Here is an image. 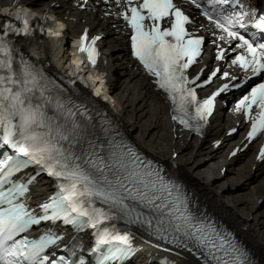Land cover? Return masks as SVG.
Returning <instances> with one entry per match:
<instances>
[{"label":"snow or ice","instance_id":"1","mask_svg":"<svg viewBox=\"0 0 264 264\" xmlns=\"http://www.w3.org/2000/svg\"><path fill=\"white\" fill-rule=\"evenodd\" d=\"M228 2L211 0L215 17L207 9L203 15L226 33L219 37L221 41L236 40V47L243 50L232 63L239 64L245 72L264 74V43L241 35L239 29L246 27L245 16L224 14L223 6ZM187 3L201 8L199 0H187ZM126 8L122 15L132 29L134 55L167 94L173 120L185 128H192V121H206L216 96L228 85L202 103L197 100L195 88L189 87L195 80L189 79L186 70L197 62L204 43L203 37L196 36L187 27L192 24L189 15L174 0H126ZM161 21L170 26L162 29ZM21 24L22 27L11 24L8 27H14L16 35H28V21L24 19ZM8 27L0 35V149H11L14 155L0 152V185L8 184L14 173L31 165L38 166L37 174L43 171L65 183L59 184V192L51 197L50 203L42 205L44 215L39 219L22 204L15 203L16 197L26 191L24 184L13 183L8 192L0 190V203L7 205L0 211V264H49L43 253L58 236L46 233L35 241L16 239L40 220L62 218L73 225L90 223L96 227L101 220L121 217L145 226L150 235L171 239L179 247L191 250L189 245H194L205 253L204 264H253L238 242L218 231L215 224L194 215L191 202L180 186L168 180L159 167L143 160L131 145L114 137L106 141V148L94 144L88 138L89 124L76 118L79 113L85 121L92 120L86 105L64 99L60 94L62 89L22 57L17 66L15 50L7 38ZM255 27L264 32V19ZM99 39L95 37L88 45L87 34L82 37L80 51L87 54L93 66ZM34 99L38 102L34 103ZM253 105L259 109L255 117L251 115ZM238 107L252 120L248 139L264 133V83L252 88ZM196 130L199 131V125ZM97 147L105 154L97 152ZM259 158L264 160V149ZM97 199L108 206L107 211L84 206L93 205ZM129 200L155 211V223L151 218H142L140 213L133 215ZM82 217H87V221ZM123 243L127 244V240ZM124 251L126 254L127 249Z\"/></svg>","mask_w":264,"mask_h":264},{"label":"bare ground","instance_id":"2","mask_svg":"<svg viewBox=\"0 0 264 264\" xmlns=\"http://www.w3.org/2000/svg\"><path fill=\"white\" fill-rule=\"evenodd\" d=\"M11 1L0 0V6H8ZM53 1L57 0H23V5L26 9L39 12ZM58 3L66 4L64 1ZM51 14L60 15L62 25L67 28L78 29L88 24L107 34V38L101 43L106 60L97 79L101 83L98 84L97 91L88 93L86 89H82V93L103 106L144 152L163 161L172 159L178 153L175 165L184 180L264 260V163L253 171L255 162L251 153L252 146L235 160H227L230 149L237 146L243 137L235 135L230 139L223 138L224 130L233 124L229 116L220 111L215 115L214 126L204 139H190L186 133L173 126L169 106L155 91L150 80L138 70L128 69L127 44L121 37L122 33L110 27L109 22L113 19L91 11L80 13L76 23L63 21V17L78 14L64 5L59 10L52 9ZM60 33L62 40H57V37L43 38L26 42V46L36 59L49 63L52 70L67 75L69 33L67 30ZM100 89H103L105 95L98 97ZM222 138L223 145L213 151L211 142ZM224 168L227 172L222 174ZM37 188L44 195L50 192V184L42 180ZM179 264L197 262L187 256Z\"/></svg>","mask_w":264,"mask_h":264}]
</instances>
